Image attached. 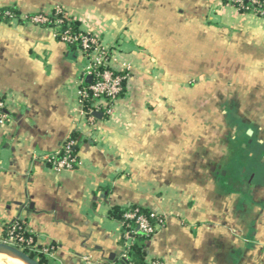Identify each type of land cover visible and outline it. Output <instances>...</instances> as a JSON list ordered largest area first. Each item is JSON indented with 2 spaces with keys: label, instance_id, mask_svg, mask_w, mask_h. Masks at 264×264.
Here are the masks:
<instances>
[{
  "label": "crops",
  "instance_id": "1",
  "mask_svg": "<svg viewBox=\"0 0 264 264\" xmlns=\"http://www.w3.org/2000/svg\"><path fill=\"white\" fill-rule=\"evenodd\" d=\"M9 6L22 18L61 7L132 72L114 114L88 122L84 53L48 28L0 22V237L20 220L53 249L48 264H118L110 214L137 206L166 219L147 263L264 264V17L224 0ZM74 133L78 164L57 174L47 159ZM220 138L232 155H212Z\"/></svg>",
  "mask_w": 264,
  "mask_h": 264
},
{
  "label": "built area",
  "instance_id": "2",
  "mask_svg": "<svg viewBox=\"0 0 264 264\" xmlns=\"http://www.w3.org/2000/svg\"><path fill=\"white\" fill-rule=\"evenodd\" d=\"M229 5L235 4V8L239 11L242 6L241 0H227ZM256 0H253V4H257ZM264 7V2L262 3ZM57 13L66 12L61 7L55 8ZM250 13L256 14L264 17V9L262 11L258 9L249 10ZM49 22L48 17L45 15H37L32 18L31 24L39 25ZM62 21L55 20L54 24L59 25ZM54 37L61 43L65 45L69 44H80L82 47V52L88 60V65L86 67L85 78L91 77L90 85L86 87H80L78 90L79 103L81 106V114L88 122H94L96 117L95 112L100 113V109H103V114L106 116H112L114 114V106L116 102L120 99V94L123 90V84L128 81L132 72V66L127 62H121L118 60L114 52L110 47L105 46L97 35L82 32L79 34H72L70 31H65L59 33L57 30H52ZM84 82V80H83ZM82 82V84H83ZM82 86V85H81ZM92 96L97 99L96 110L89 113L84 111V100ZM6 119L5 114V103L0 101V123H3ZM75 142H69L64 148V153H62V148L50 155L47 162L51 165V169L57 173L62 174L65 172L72 171L78 164V156L71 152V147ZM149 216H145L140 213L139 208L133 210H128L124 214L126 221H133L144 235L152 237L155 235L164 225L166 219L163 215L159 214L157 211H150ZM17 222H22L16 220ZM24 223V222H22ZM123 227V224H122ZM15 229L10 233L7 243H13L16 245H21L25 248H29L32 252H40L46 256L52 254L53 249L44 248L42 251L37 250V245L34 243V238L30 237L26 239L25 237H17L14 235ZM24 232L32 235V232L26 227ZM125 246L129 247L133 243L134 232L127 231L124 234ZM128 256L125 251L122 255V260L127 261ZM133 264V263H129ZM150 264H164L160 261H153Z\"/></svg>",
  "mask_w": 264,
  "mask_h": 264
},
{
  "label": "trees",
  "instance_id": "3",
  "mask_svg": "<svg viewBox=\"0 0 264 264\" xmlns=\"http://www.w3.org/2000/svg\"><path fill=\"white\" fill-rule=\"evenodd\" d=\"M225 3L228 4L227 0H224ZM242 1V6L240 7L239 11L241 13H250L249 10L252 9H258L260 11H262V9H264V7H262V3L264 2V0H256L258 3L257 4H253V0H241ZM233 7L235 6L234 3ZM37 15H45L46 17H48L49 22L45 23V24H39L36 26H40V27H44V28H48L51 31L53 29L57 30L59 33H63L65 31H70L72 34H79L82 33L83 31L81 30V26L80 23L74 19L72 16H70L67 12H62V13H57L56 9H53L52 11H50L49 13H36V14H31L28 15L24 18L21 17V13L19 11V9L16 6H9V7H0V22L3 23H13V22H18V23H30L31 24V20L33 17L37 16ZM55 20H61L62 22L59 25H55L54 21ZM35 25V24H33ZM59 40V39H58ZM69 48L75 50V51H81L82 52V47L80 44H69L67 45ZM83 53V52H82ZM90 85V83L86 82V80L83 82L81 87H88ZM126 86H127V81L124 82L123 84V90L122 93L120 94V98H123L126 94ZM97 99H94L92 96H90L89 98L84 100V111L89 113L93 110H96L97 106ZM100 112L103 113V109H100ZM75 142V144L71 147V152L74 155L78 156V144H77V139H76V133H74L63 145H62V153L61 155L64 153V148L66 147V145L69 142ZM79 160V159H78ZM50 165V164H49ZM51 166V165H50ZM76 167V166H75ZM74 167V168H75ZM135 208H139L140 213H142L145 216H149L150 215V211L137 207V206H130L128 208L125 209H118V208H114L111 211V216L116 218L121 224H123V244H125V239H124V234L127 231H133L134 232V239H133V243L126 248V252H127V256L128 259L127 261L124 260H120V262L118 264H129V263H133V264H150L146 262V254L144 251L145 248V242L147 239H149V236L144 235L141 231L138 230V227L135 225V223L133 221H126L124 218V214L128 211V210H133ZM26 228V224L22 223V222H13L11 224H8L4 227V239L5 241H8L10 233L13 231V229H15L14 231V235L17 237H25L26 239L33 237L34 238V243L37 245V241L36 238L34 237V235H29L27 232H24ZM17 248H22L24 249V252L29 254L32 258L36 259V256L39 255V262L41 264H48V258L45 254L40 253V252H32L29 248H25L21 245H16ZM37 250H41L42 248L39 247L37 245L36 247Z\"/></svg>",
  "mask_w": 264,
  "mask_h": 264
},
{
  "label": "water",
  "instance_id": "4",
  "mask_svg": "<svg viewBox=\"0 0 264 264\" xmlns=\"http://www.w3.org/2000/svg\"><path fill=\"white\" fill-rule=\"evenodd\" d=\"M91 77L86 79V82L91 83ZM94 116L97 118H102L103 114L95 112ZM0 253L12 255L18 259H21L26 264H41L39 260L32 258L29 254L25 253L23 250L12 246L7 242H0Z\"/></svg>",
  "mask_w": 264,
  "mask_h": 264
},
{
  "label": "rangeland",
  "instance_id": "5",
  "mask_svg": "<svg viewBox=\"0 0 264 264\" xmlns=\"http://www.w3.org/2000/svg\"><path fill=\"white\" fill-rule=\"evenodd\" d=\"M216 132H218L217 134L218 135H223L224 133V129H216ZM221 141L219 140L218 143H216L215 147H217V153L218 154H215V152H213L212 155H232L233 153L231 152L232 151V148H229L227 149V145L226 143L223 141V138H220ZM227 150L230 151L231 153H227ZM255 150V155H259L260 151L257 149V148H254ZM203 155H209V152H205L204 151V154ZM0 242H6L4 237H0ZM10 244V243H9ZM10 245L12 246H15V244L11 243ZM21 250L24 251V249L20 248ZM36 259L39 260V255L36 256Z\"/></svg>",
  "mask_w": 264,
  "mask_h": 264
},
{
  "label": "bare ground",
  "instance_id": "6",
  "mask_svg": "<svg viewBox=\"0 0 264 264\" xmlns=\"http://www.w3.org/2000/svg\"><path fill=\"white\" fill-rule=\"evenodd\" d=\"M0 264H26L21 259H18L12 255L0 253Z\"/></svg>",
  "mask_w": 264,
  "mask_h": 264
}]
</instances>
